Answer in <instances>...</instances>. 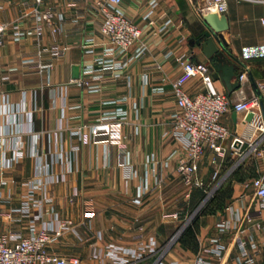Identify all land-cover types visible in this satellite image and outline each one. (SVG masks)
<instances>
[{"label": "crops", "instance_id": "crops-1", "mask_svg": "<svg viewBox=\"0 0 264 264\" xmlns=\"http://www.w3.org/2000/svg\"><path fill=\"white\" fill-rule=\"evenodd\" d=\"M94 1L66 0L58 5L59 0H45L42 6H54L64 23L61 25L56 17L51 23L40 22L41 46L58 43L66 47L48 75L23 63L36 50L32 36L15 40L10 31L5 34L0 47V228L24 229V221L10 220L5 215L11 207L20 205L25 191L22 181L36 177V173L53 172L59 178L67 174L66 180L49 185L53 199L45 205V211L70 219L77 232L63 233L47 247L49 252L79 257L80 264H109L107 258L120 260L128 252L153 244L154 253L121 264H153L157 259L199 264L198 257L214 259L206 249L213 247L211 239L218 236L224 247L221 264H235L240 251L234 233L219 234L216 224L226 216L229 206L251 200L252 189L245 186L249 180L242 179L243 167L250 159L240 161L238 154L228 151L224 158H218L216 166L211 163L214 153L207 150L197 160L196 174L207 190L190 188L177 170L179 160L186 159V151L170 132V115L176 109L171 82L181 73L183 61L209 65L211 60L196 41L206 39L203 34L210 27L203 15L217 13L215 8L203 0H124L121 8L144 27L140 41L147 50L115 75L89 78L99 85L97 91L91 92L76 80L84 77L83 67L94 60L92 54L83 51L82 41L91 42L97 54L105 40L98 32L96 13L89 7ZM33 3L34 0H0V21L20 28L35 26ZM147 12L154 20L152 25H148L150 18L143 19ZM218 14L226 17L228 28L222 32L224 40L216 44L237 66L232 80L240 71L247 72L244 81L231 92L213 77V87L227 94L233 104L257 94V84H264V3L226 0L225 12ZM164 24L166 27L158 32ZM74 65L79 67L77 79L72 77ZM125 76L130 77V85ZM157 86H163L164 92L153 91ZM183 89L194 95L205 91L206 86L201 78L192 77ZM121 98L125 101L108 103ZM118 105L128 111L121 144L107 147L81 143L73 131L96 122L103 111ZM223 122L233 135L249 133L242 116L236 114L234 118L232 109ZM123 155L128 156L129 166L119 165ZM254 163L253 177L257 174ZM215 169L222 179L216 195L190 228L181 232L187 213L206 203L205 191L215 188ZM130 170L135 175L127 177ZM175 212L179 213L177 219L170 216ZM253 238L256 264H264V211ZM92 247L101 253L100 261L91 256Z\"/></svg>", "mask_w": 264, "mask_h": 264}, {"label": "built area", "instance_id": "built-area-1", "mask_svg": "<svg viewBox=\"0 0 264 264\" xmlns=\"http://www.w3.org/2000/svg\"><path fill=\"white\" fill-rule=\"evenodd\" d=\"M59 1L58 5H62L66 0ZM123 1L96 0L89 6L96 13L97 29L105 40L97 54L91 42L84 40L81 43L83 51L94 56L92 63L83 67L84 77L76 80L78 85L88 91L93 92L99 89V85L91 82L89 78L99 79L104 74L115 75L116 71L125 67L128 61L140 57L147 50V45L140 41L144 27L125 13L121 8ZM203 1L214 7L217 13H224L226 10V0ZM249 1L264 3V0ZM44 2L45 0H34L31 5L33 19L36 21V25L31 28H20L10 22L0 21V47L3 46L5 34L8 31L15 40L22 39L24 36H32L35 39L36 50L27 56L23 63L34 67L41 74L48 75L55 61L63 56L66 47L58 43L49 47L41 46L43 30L39 23L44 21L51 23L53 17H56L61 25L64 23V17L57 12L58 10L52 5L42 6ZM143 19H149L148 25L154 24L150 12H147ZM166 24L162 25L158 32L162 31ZM52 30L55 32L57 28ZM246 75L245 70L237 74L240 84ZM192 77L201 78L206 86L205 91L194 95H188L185 92L183 86ZM125 80L130 85V77L125 76ZM212 82L213 76L208 65L191 60L182 62L181 73L171 82V89L176 97V109L170 115V132L186 151V159L179 160L177 170L187 186L205 190V183L196 174L197 160L207 150L214 153L211 163L216 166L218 158H224L228 151L238 154L240 161L246 158L254 159L257 163V174L245 183L246 187L252 189L251 200L249 202L246 200L241 206L234 204L229 206L226 209V216L216 224V230L219 234H229L233 231L235 244L240 251L234 259L235 264H256V244L253 234L260 228L264 211V113L260 107L264 84H257V94L248 98L242 97L231 104L227 94L217 91ZM144 83H146L145 78ZM153 91L162 93L164 88L157 86L153 88ZM124 101L125 98H121L110 100L108 103ZM133 108L136 106L134 105ZM231 109L237 115L242 116V122L248 126L249 133L233 135L224 124L223 117ZM249 113L252 117L248 121L246 117ZM127 119L128 111L122 105H118L113 110L103 111L96 122L90 125H80L73 133L78 136L81 143L93 142L107 147L119 146L121 129L127 123ZM131 129L134 132L136 127L133 126ZM227 140H230L228 144L225 143ZM119 165L129 166L128 156L123 155L119 160ZM134 175L135 171L130 170L127 177ZM217 177H220V171L215 169L212 178L215 180ZM60 179L66 180L67 174L59 178L53 172L36 173V177L21 182V186L25 189L21 195V203L19 206L11 207L5 215L10 220L24 221V229L19 231L0 228V264L81 263L79 257H62L47 249L50 244L57 242L63 233L71 231L76 234L77 232L70 219H61L56 213L48 214L45 211V205L50 204L53 199L49 185ZM205 192H207V197L211 195V191ZM253 203L256 204L255 209H252ZM170 216L177 219L179 213L175 212ZM245 223H249V226ZM211 242L213 247L207 248L206 251L212 254L214 259L205 260L198 257L199 264L222 263L224 247L219 243V237H213ZM111 251H113L112 248ZM155 251L156 247L152 244L128 252L123 257L121 256L120 260L115 261L121 264L130 260H138ZM90 253L92 257L102 259L101 253L95 247L91 248ZM153 264H176V262L168 263L157 259Z\"/></svg>", "mask_w": 264, "mask_h": 264}, {"label": "water", "instance_id": "water-1", "mask_svg": "<svg viewBox=\"0 0 264 264\" xmlns=\"http://www.w3.org/2000/svg\"><path fill=\"white\" fill-rule=\"evenodd\" d=\"M203 18L210 27V30L206 31L203 36L205 40H197L196 43L202 46L204 55L210 59L208 65L209 70L212 72V76L215 79H220L228 92H231L239 87L240 83L237 79L232 80L236 77L235 71L237 66L230 62L224 55V53L218 48L216 41L224 40L222 32L228 28L227 19L224 15H219L215 12L206 13ZM238 74V73H237ZM72 77L77 79L79 77V67L74 65L72 67ZM260 107L262 113H264V99L260 100ZM235 118L236 113L233 112ZM252 114L249 113L246 119L249 121Z\"/></svg>", "mask_w": 264, "mask_h": 264}, {"label": "rangeland", "instance_id": "rangeland-1", "mask_svg": "<svg viewBox=\"0 0 264 264\" xmlns=\"http://www.w3.org/2000/svg\"><path fill=\"white\" fill-rule=\"evenodd\" d=\"M254 170H255L254 159H250V160H248V162L243 167V172L242 173H243L244 177L242 179L247 178V180H250L253 177V175H255V171ZM219 178L217 177L213 181V184H214L215 188L212 190L211 195L208 196L207 199H205L206 203H204L203 205H198L196 207L195 206L192 207L191 210L189 211V213H187V215H186V220L187 221L185 222V226L183 228H181V232H182L183 229H186L191 223H193L194 220L196 219V217L201 212L204 211V209L207 207L209 202L213 200L214 196L216 195V193H217V191L219 189L220 182L222 181V179H219ZM180 235H181V233H180ZM95 259L100 261L99 258H95ZM107 261H108V263L110 261L111 264H117L118 263V262L114 261L112 258H107Z\"/></svg>", "mask_w": 264, "mask_h": 264}, {"label": "trees", "instance_id": "trees-1", "mask_svg": "<svg viewBox=\"0 0 264 264\" xmlns=\"http://www.w3.org/2000/svg\"><path fill=\"white\" fill-rule=\"evenodd\" d=\"M190 227L188 226L185 231H187Z\"/></svg>", "mask_w": 264, "mask_h": 264}]
</instances>
